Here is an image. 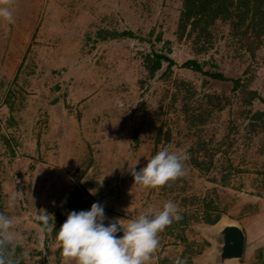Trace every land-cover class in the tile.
Returning a JSON list of instances; mask_svg holds the SVG:
<instances>
[{"label":"rangeland","instance_id":"obj_1","mask_svg":"<svg viewBox=\"0 0 264 264\" xmlns=\"http://www.w3.org/2000/svg\"><path fill=\"white\" fill-rule=\"evenodd\" d=\"M182 7L183 0H15L14 22L0 20V213L22 237L25 264H64L37 214L56 218L73 193L91 200L87 210L102 204L105 224L177 204L183 221L159 233L153 264H216L222 222L247 236L242 259L229 264H264V126L252 128L247 111L264 110V102L247 106L232 81L184 65L195 58L264 98V34L234 35L217 19L212 43L199 50L206 43L196 33L178 38ZM153 50L176 64L164 73V61L149 77L144 56ZM186 110L205 121L192 122ZM165 146L187 151L186 174L163 187L135 185L128 168L137 160V170L145 167ZM195 158L211 163L201 168ZM208 202L222 215L215 224L203 218Z\"/></svg>","mask_w":264,"mask_h":264},{"label":"clouds","instance_id":"obj_2","mask_svg":"<svg viewBox=\"0 0 264 264\" xmlns=\"http://www.w3.org/2000/svg\"><path fill=\"white\" fill-rule=\"evenodd\" d=\"M14 5L15 0H0V20L14 22ZM170 147L165 146L157 151L148 159L145 167L137 170V160L128 168L135 185L163 187L186 174L187 151H170ZM37 219L42 224V232H51L55 228V218L46 210H40ZM105 219L104 206L98 202L93 203L90 210L68 213L56 235L64 264H153L160 246L159 233L181 216L178 205L167 201L162 210L154 211L148 207L126 223H122V219H115L105 224ZM12 226L13 220L0 213V264H9L5 259L10 251L9 246L14 248L22 243V237L11 231ZM121 231L123 235L117 236ZM174 264H186V260L176 259Z\"/></svg>","mask_w":264,"mask_h":264},{"label":"trees","instance_id":"obj_3","mask_svg":"<svg viewBox=\"0 0 264 264\" xmlns=\"http://www.w3.org/2000/svg\"><path fill=\"white\" fill-rule=\"evenodd\" d=\"M217 19L228 22L234 35H246L249 30L253 31L256 36L261 37L264 34V0H183V7L178 23V38L182 39L186 35L191 37L194 33H196V41L204 39L206 43L202 45L203 48H199V50H205L207 48L206 45L209 46L212 43L211 26ZM107 34L115 36L117 32L108 31ZM122 35L134 36L135 34L132 30H123ZM159 39H161V35L159 36ZM249 48L251 49L252 47ZM144 60L149 77H154L156 75L157 71L163 67L164 61H167L168 63L167 69L164 73L176 64V61L172 57L161 50L159 52L153 50L152 52L147 53L144 56ZM184 65L206 73L212 78L223 81H232L233 89L241 94L242 102L247 106L251 105L256 99H260L264 102V98L260 95V93L255 89L249 88L247 83L244 82L241 77H227L223 72L218 70L206 71L203 68V64L195 58L187 60L184 62ZM210 97L217 99L218 102L215 106L218 105L217 107L219 109H222L225 106L226 103L223 102V96L210 95ZM247 111L250 113V125L252 128H257L261 125L264 126V110L251 111V109H248ZM186 112L188 113V117L194 123L205 121L202 112L190 113L188 110H186ZM161 139L162 136L161 133H159L158 141H162ZM166 139V141H170L169 136ZM199 148L206 149L205 143H202ZM193 162L196 166L201 168H203L204 164L207 168L211 163L209 162L206 165L205 161L197 160L196 158ZM89 203H92L91 200L84 201L78 193H73L68 202L58 208L57 217L55 218L56 225L55 228H53L55 236L57 235L62 223L66 220L69 212H78L81 210L87 211ZM204 205V221L208 224H215L218 222L222 216L221 212L216 210L218 209V206L212 205L210 202ZM182 221L183 220L179 219V222ZM179 222L176 220L174 224H180ZM9 247L10 251L5 255V259L9 261V264H25L23 256H21L18 252L20 245H17L14 248H11V246Z\"/></svg>","mask_w":264,"mask_h":264},{"label":"water","instance_id":"obj_4","mask_svg":"<svg viewBox=\"0 0 264 264\" xmlns=\"http://www.w3.org/2000/svg\"><path fill=\"white\" fill-rule=\"evenodd\" d=\"M112 219L111 221H114L119 218L115 217ZM122 235V231L117 233V236ZM215 236L218 241V248L215 254L217 257L216 264H229L242 259L247 236L245 230L239 224L222 222Z\"/></svg>","mask_w":264,"mask_h":264}]
</instances>
